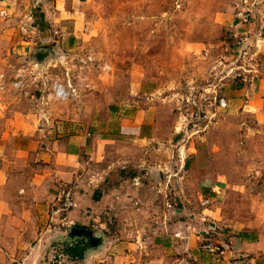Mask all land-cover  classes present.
I'll list each match as a JSON object with an SVG mask.
<instances>
[{
	"label": "crops",
	"instance_id": "crops-1",
	"mask_svg": "<svg viewBox=\"0 0 264 264\" xmlns=\"http://www.w3.org/2000/svg\"><path fill=\"white\" fill-rule=\"evenodd\" d=\"M18 1L0 0V15L17 13ZM234 1L243 9L240 0H220L222 6L215 10L210 5L204 11L208 24L230 25ZM92 3L30 0L31 10L24 13L28 26L17 31L19 35L22 29L25 37L15 38L17 52L25 58L56 41L54 33L60 44L79 45L91 29L87 20ZM141 12L148 15L150 7L143 5ZM257 35L246 40L254 42ZM206 47L186 40L183 53ZM248 72L246 84L231 94L237 99H228L229 108L241 97V111L255 116L264 130V71ZM161 80V74L133 71L127 96L106 105L92 123L71 134H53L0 105V264H264L262 227L221 224L231 195L223 182L202 180L201 202L195 206L181 201L173 208L167 203L166 185L157 177L177 165V146L175 136L171 146L163 141L160 95L167 89ZM137 147H143L139 155L132 151ZM119 148L129 152L118 156L114 152ZM123 171L133 174L115 183ZM65 190L73 192L77 204L68 212L60 210ZM73 223L102 236L103 245L86 248L82 259L70 258L68 245L82 247L81 241L68 239ZM209 242L221 246L224 254L209 253L204 248Z\"/></svg>",
	"mask_w": 264,
	"mask_h": 264
},
{
	"label": "rangeland",
	"instance_id": "rangeland-1",
	"mask_svg": "<svg viewBox=\"0 0 264 264\" xmlns=\"http://www.w3.org/2000/svg\"><path fill=\"white\" fill-rule=\"evenodd\" d=\"M29 1L19 0L17 13L9 17L0 15V105L7 113L29 116L53 134H71L127 96L133 71L161 74L167 89L160 95L163 141L171 146L175 136L177 146V165L157 177L166 185L167 203L173 208L181 201L200 204V183L210 178L226 184L231 194L221 221L225 228L237 222L264 229V130L255 116L241 111V97L231 110L217 108L221 98L237 99L231 94L246 84L248 71H264V0L257 6L241 0L248 23L238 19L244 9L234 1L228 26L208 24L210 16L204 13L210 5L220 8V0H94L87 20L91 29L79 45L60 44L54 33L56 41L24 58L15 38L25 37L22 29L17 31L28 26ZM143 5L150 7L148 15L142 14ZM256 33L249 43L246 39ZM186 40L200 41L207 50L184 54ZM57 84L66 89V100L53 95ZM124 149L114 153L129 152ZM141 149L132 151L139 155ZM123 172L115 183L133 174Z\"/></svg>",
	"mask_w": 264,
	"mask_h": 264
},
{
	"label": "built area",
	"instance_id": "built-area-1",
	"mask_svg": "<svg viewBox=\"0 0 264 264\" xmlns=\"http://www.w3.org/2000/svg\"><path fill=\"white\" fill-rule=\"evenodd\" d=\"M241 1V0H240ZM250 0H243V5L248 6L249 5ZM253 2V0H252ZM254 5L257 6L258 5V0H254ZM243 8V7H242ZM254 8V6L252 7V9ZM244 12H239L238 13V19L243 22V23H248V17H250L248 15V17H246V13L245 12V7L243 8ZM252 13V12H250ZM245 14V15H244ZM245 54V53H244ZM53 95L55 96V98L61 99V100H66L68 94L66 92V89L61 86V85H55L54 89H53ZM217 108L221 111H226L229 109V103L228 100L225 98H221L219 99L218 103H217ZM59 202L61 205L60 210L62 212H68L70 210H73L74 208L77 207L75 198H74V194L72 191L70 190H65L61 193L60 198H59ZM204 248L211 253L212 255H223L224 254V250L221 246L213 244V243H208L204 246Z\"/></svg>",
	"mask_w": 264,
	"mask_h": 264
},
{
	"label": "water",
	"instance_id": "water-1",
	"mask_svg": "<svg viewBox=\"0 0 264 264\" xmlns=\"http://www.w3.org/2000/svg\"><path fill=\"white\" fill-rule=\"evenodd\" d=\"M70 242L81 241L82 248L98 250L104 243L102 236H97L94 231L72 227L68 234Z\"/></svg>",
	"mask_w": 264,
	"mask_h": 264
},
{
	"label": "trees",
	"instance_id": "trees-1",
	"mask_svg": "<svg viewBox=\"0 0 264 264\" xmlns=\"http://www.w3.org/2000/svg\"><path fill=\"white\" fill-rule=\"evenodd\" d=\"M44 57L41 56V59ZM66 254L72 259H82L86 252L85 248H82L80 244H70L65 250Z\"/></svg>",
	"mask_w": 264,
	"mask_h": 264
}]
</instances>
